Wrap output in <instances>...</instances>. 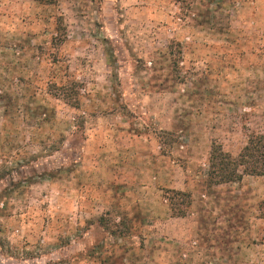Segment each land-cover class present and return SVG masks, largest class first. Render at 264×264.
<instances>
[{
    "label": "rangeland",
    "instance_id": "374dc122",
    "mask_svg": "<svg viewBox=\"0 0 264 264\" xmlns=\"http://www.w3.org/2000/svg\"><path fill=\"white\" fill-rule=\"evenodd\" d=\"M9 72L31 94L12 87L14 118L0 101V264H264V176L204 181L212 143L264 135V0H0ZM39 77L79 107L31 102ZM106 212L132 228H100Z\"/></svg>",
    "mask_w": 264,
    "mask_h": 264
},
{
    "label": "trees",
    "instance_id": "16d2710c",
    "mask_svg": "<svg viewBox=\"0 0 264 264\" xmlns=\"http://www.w3.org/2000/svg\"><path fill=\"white\" fill-rule=\"evenodd\" d=\"M65 30L61 29V25H56L55 37L52 38L55 43H62L65 36ZM65 40V39H64ZM176 66H177V62ZM5 79V78H4ZM6 82L0 85V101L3 102V109L5 117L14 118L19 113V100L20 97L14 96L11 93L13 86L20 88L22 81L21 75H16L13 72H9ZM30 82V81H29ZM44 80L38 78L37 87H33L34 95L31 96L37 101V97L42 93V97H51L54 100L63 102L66 106L73 109L78 108L80 105V94L76 89V85H68L57 81L56 78L48 77L45 84ZM26 84V83H24ZM26 84L25 91L29 94L31 88ZM22 86V85H21ZM7 89V90H6ZM44 89V90H43ZM21 90V89H19ZM43 90V91H42ZM31 94V92H30ZM37 96V97H36ZM27 113L32 119H39L40 122H45L47 117L46 109L43 106H37L28 108ZM52 112V111H51ZM80 125H77V127ZM56 146L53 150H56ZM244 176H264V135H249L246 145L241 149L237 155H232L230 152L224 151L222 146L216 143H212L208 154L207 171L204 178L206 188L210 190L214 186L238 183ZM0 175V179H1ZM168 197H165L164 201L167 209L173 214L174 217H184L190 214L192 210V200L189 192L168 190ZM264 209V202H263ZM97 225L104 229L109 230L115 228L113 232H119L118 229H125L129 231L132 226L129 222H124L120 217L119 221L116 222V218L111 217V213L106 212L96 220ZM116 234V233H115ZM119 233L118 237H121Z\"/></svg>",
    "mask_w": 264,
    "mask_h": 264
}]
</instances>
